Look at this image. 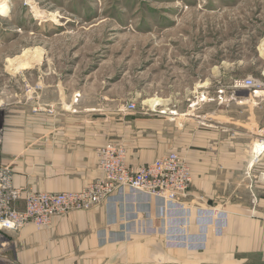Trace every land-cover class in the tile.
<instances>
[{
  "label": "rangeland",
  "instance_id": "obj_1",
  "mask_svg": "<svg viewBox=\"0 0 264 264\" xmlns=\"http://www.w3.org/2000/svg\"><path fill=\"white\" fill-rule=\"evenodd\" d=\"M3 1L2 157L6 128L27 130L35 113L55 126L123 123L131 143L153 138L189 165L194 126L212 113L264 123V98L249 100L250 89H237L241 103L218 98L235 79L264 74V0Z\"/></svg>",
  "mask_w": 264,
  "mask_h": 264
},
{
  "label": "crops",
  "instance_id": "obj_2",
  "mask_svg": "<svg viewBox=\"0 0 264 264\" xmlns=\"http://www.w3.org/2000/svg\"><path fill=\"white\" fill-rule=\"evenodd\" d=\"M226 117L212 113L204 128L194 126L186 151L191 204L128 190L58 216L50 226L30 222L6 233L0 264H264V180L258 178L264 154H252L264 123L255 115L251 122ZM122 124L74 119L55 126L46 113L31 114L27 130L6 128L3 160L12 164L16 186L78 191L102 175L97 148L111 137L125 143L132 164L166 151L153 138L131 143ZM166 236L175 246H166Z\"/></svg>",
  "mask_w": 264,
  "mask_h": 264
},
{
  "label": "built area",
  "instance_id": "obj_3",
  "mask_svg": "<svg viewBox=\"0 0 264 264\" xmlns=\"http://www.w3.org/2000/svg\"><path fill=\"white\" fill-rule=\"evenodd\" d=\"M233 92L227 96L219 90L221 100L242 99L237 94L238 88L250 89L249 98H264V74L255 78L235 79ZM136 104L130 102L127 109ZM252 154L258 159L264 154V138L254 143ZM99 169L102 175L90 180L78 191H42L29 187L16 186L13 181V167L5 163L0 155V247L8 244L6 233H17L27 223L38 227L50 226L58 216L72 210L89 209L106 202L116 194L128 190L148 193L152 198L162 200L165 204H191L190 187L192 172L186 157L176 150H171L150 162L132 164L128 161L127 148L117 141H108L97 148ZM258 178L264 180V171ZM127 220L126 216L120 222ZM124 239H128L125 234Z\"/></svg>",
  "mask_w": 264,
  "mask_h": 264
},
{
  "label": "bare ground",
  "instance_id": "obj_4",
  "mask_svg": "<svg viewBox=\"0 0 264 264\" xmlns=\"http://www.w3.org/2000/svg\"><path fill=\"white\" fill-rule=\"evenodd\" d=\"M9 8H8V5L6 3H4L3 0H0V12L3 13V14H6L8 12ZM153 107H156L160 104H163V103H158V102H149Z\"/></svg>",
  "mask_w": 264,
  "mask_h": 264
}]
</instances>
